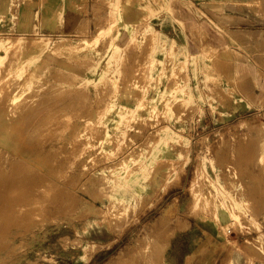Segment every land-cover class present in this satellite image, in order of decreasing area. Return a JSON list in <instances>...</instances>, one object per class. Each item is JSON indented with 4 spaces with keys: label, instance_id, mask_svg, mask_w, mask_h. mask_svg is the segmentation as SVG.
I'll return each mask as SVG.
<instances>
[{
    "label": "rangeland",
    "instance_id": "1",
    "mask_svg": "<svg viewBox=\"0 0 264 264\" xmlns=\"http://www.w3.org/2000/svg\"><path fill=\"white\" fill-rule=\"evenodd\" d=\"M49 1L0 28L22 44L0 65V263L167 264L196 218L227 238L221 264H264V119L229 114L226 54L193 55L155 13L123 34L121 0H99L110 12L95 31L20 32L23 10L32 27ZM241 1L264 19V0Z\"/></svg>",
    "mask_w": 264,
    "mask_h": 264
},
{
    "label": "crops",
    "instance_id": "2",
    "mask_svg": "<svg viewBox=\"0 0 264 264\" xmlns=\"http://www.w3.org/2000/svg\"><path fill=\"white\" fill-rule=\"evenodd\" d=\"M13 1L9 6V0H0V11L6 5L10 7L7 20H0V28L17 26L12 17L24 8L27 0L21 1L16 8ZM242 4L241 0H138L133 3L121 0L118 18L125 34L128 27L136 25L142 17L155 13L153 19L165 17L172 21V26L176 24L180 28L179 43L193 55H200L204 49L226 54L221 60L229 63V75L236 90L229 114L237 120L251 116L264 119V19ZM32 11L30 27L29 12L23 10L20 32L39 28L50 35L66 30L75 34L82 26L95 31L110 12L99 0H50L46 7L40 4ZM54 19L49 25V20ZM54 24L59 31H53ZM223 78L227 84L226 75ZM263 142L264 138L258 149ZM261 170L264 185V163H261ZM263 185L259 186V191H264ZM184 222L188 223L187 228L176 231L170 239L167 264H221L227 253V238L220 227L212 221L196 218ZM91 263L92 260L87 264Z\"/></svg>",
    "mask_w": 264,
    "mask_h": 264
},
{
    "label": "bare ground",
    "instance_id": "3",
    "mask_svg": "<svg viewBox=\"0 0 264 264\" xmlns=\"http://www.w3.org/2000/svg\"><path fill=\"white\" fill-rule=\"evenodd\" d=\"M262 2V1H261ZM170 6V5H169ZM34 40V39H33ZM44 44H45V41L44 40H40V41H38V42H34V43H32V44H28L27 46H25V48L26 47H29L30 49H34V48H36V50L37 51H42V49L44 48ZM22 45V44H21ZM21 45H19V43H15V42H3V41H1L0 40V50H5V52H6V54L4 53V54H1L0 53V65L1 64H3V58H5L6 57V55L8 54V52L10 53V52H12L14 49H19V48H21ZM9 55V54H8ZM12 55V54H11ZM131 60V59H130ZM22 67V66H21ZM46 97V96H45ZM71 99V98H70ZM73 99V98H72ZM44 101H46V99L44 100ZM50 101V100H49ZM67 101V100H66ZM68 102V101H67ZM47 103V102H46ZM43 104V103H42ZM68 105V104H67ZM26 116V115H25ZM28 123H30V122H28ZM29 125V124H28ZM14 127V126H13ZM54 131V130H53ZM52 131V132H53ZM16 133V132H15ZM18 137V136H17ZM24 137V136H23ZM23 137H22V139H23ZM25 138V137H24ZM31 139V138H30ZM40 139V138H39ZM9 140V139H8ZM16 141V140H15ZM17 142V141H16ZM31 142H29V144H30ZM34 143V142H33ZM41 143V142H40ZM25 144H26V142H25ZM28 144V143H27ZM19 145V144H18ZM24 146V145H23ZM19 148V147H18ZM23 147L21 146V149H22ZM17 149V148H16ZM15 149V150H16ZM18 153V152H17ZM2 157V156H1ZM21 160V159H20ZM19 160V161H20ZM20 164V163H19ZM12 167V166H11ZM34 168V167H33ZM9 169V168H8ZM36 173V172H35ZM34 173V174H35ZM17 174V173H16ZM8 175H10V174H8ZM15 175V174H14ZM7 176V175H6ZM32 177V176H31ZM15 178V177H14ZM13 178V179H14ZM19 178V177H18ZM25 180V179H24ZM27 180V179H26ZM10 181V180H9ZM23 181V180H22ZM8 182V181H7ZM23 183V182H22ZM32 183V182H31ZM4 184V183H3ZM20 184V183H19ZM6 185V184H5ZM29 185V184H28ZM36 185V184H35ZM39 185V184H38ZM16 186H18V184L16 185ZM3 188V187H2ZM36 188V187H35ZM32 189V188H31ZM42 189V188H41ZM34 190H36V189H34ZM33 190V191H34ZM30 191V190H29ZM32 191V190H31ZM45 193V192H44ZM33 194H35V193H33ZM41 194V193H40ZM46 194V193H45ZM30 195V194H29ZM28 196V195H27ZM31 196V195H30ZM23 197H24V195H23ZM36 197H37V195H36ZM3 198V197H2ZM43 198V197H42ZM50 198V197H49ZM33 199V198H32ZM17 200V199H16ZM9 201V200H8ZM10 203V202H9ZM4 204V203H3ZM12 204V203H11ZM6 205V204H5ZM24 205V204H23ZM41 205H43V204H41ZM13 206V205H12ZM17 206V205H16ZM23 207V206H22ZM57 207V206H56ZM20 209H22V208H20ZM19 209V210H20ZM11 211V210H10ZM233 212V211H232ZM11 214V213H10ZM3 215H4V213H3ZM15 216V215H14ZM27 216V215H26ZM47 216V215H46ZM15 218V217H14ZM33 218V217H32ZM19 219V218H18ZM21 220V219H20ZM12 221H14V220H12ZM30 222V221H29ZM34 222H35V220H34ZM3 223V222H2ZM21 223V222H20ZM23 223V222H22ZM31 223V222H30ZM27 224V223H26ZM25 224V225H26ZM29 224V223H28ZM33 224V223H32ZM24 225V224H23ZM34 225H35V223H34ZM29 227V226H28ZM25 228H26V226H25ZM33 228V227H32ZM1 229H3V228H1ZM31 229V228H30ZM9 230V229H8ZM28 232V231H27ZM6 234V233H5ZM4 234V235H5ZM9 234V233H8ZM16 234H17V232H16ZM7 235V234H6ZM5 235V236H6ZM3 237V236H2ZM8 239V238H7ZM167 239H169V237L167 238ZM166 240V239H165ZM1 241H3V240H0V242ZM167 242V241H166ZM169 242H170V240H169ZM169 244V243H168ZM5 245V244H4ZM7 246V245H6ZM161 249V248H160ZM164 249V248H163ZM162 251V250H161ZM164 251H165V249H164ZM13 253V252H12ZM160 255V254H159ZM163 254H162V252H161V256H162ZM11 257V256H10ZM160 257V256H159ZM162 258V257H161ZM161 258H160V260H161ZM159 259V258H158ZM159 261V260H158ZM3 262V261H2ZM160 262V261H159ZM1 264V263H0Z\"/></svg>",
    "mask_w": 264,
    "mask_h": 264
},
{
    "label": "built area",
    "instance_id": "4",
    "mask_svg": "<svg viewBox=\"0 0 264 264\" xmlns=\"http://www.w3.org/2000/svg\"><path fill=\"white\" fill-rule=\"evenodd\" d=\"M14 1H15V0H14ZM19 3H20V1H19V0H17V2H16V3L14 2V6H13V7H14V8L18 7Z\"/></svg>",
    "mask_w": 264,
    "mask_h": 264
}]
</instances>
